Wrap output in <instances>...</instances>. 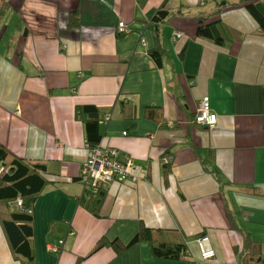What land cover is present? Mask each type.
<instances>
[{
  "label": "crops",
  "instance_id": "0c3cea01",
  "mask_svg": "<svg viewBox=\"0 0 264 264\" xmlns=\"http://www.w3.org/2000/svg\"><path fill=\"white\" fill-rule=\"evenodd\" d=\"M4 3L0 144L44 164L50 182L33 207L34 264H240L247 236L264 242V33L244 5L213 17L211 0ZM162 6L170 14L154 25ZM200 19L220 20L229 44L198 38ZM204 96L217 118L210 130L194 122ZM84 105L100 114L97 146L148 163L143 180L114 179L97 200L81 180L89 147L75 109ZM148 108L162 124L145 119ZM140 225L184 239L192 263L156 259L148 242L118 254L111 242L127 245ZM201 234L215 249L204 262ZM0 264H23L1 225Z\"/></svg>",
  "mask_w": 264,
  "mask_h": 264
},
{
  "label": "trees",
  "instance_id": "16d2710c",
  "mask_svg": "<svg viewBox=\"0 0 264 264\" xmlns=\"http://www.w3.org/2000/svg\"><path fill=\"white\" fill-rule=\"evenodd\" d=\"M4 1L1 0L3 7L6 5ZM211 2L215 9V13L210 15L213 17L220 14L221 9L226 6L244 5L260 31L264 33V0H211ZM169 14V7L162 6L152 17L153 24H159ZM69 22L73 26L79 24L77 11L70 14ZM224 30L220 20L206 23L205 19H200L196 28V36L218 46H226L229 43L224 40ZM118 34L125 33L118 32ZM149 54L156 65L160 66L162 50L154 48ZM75 113L76 117L82 120L87 145H98L96 143L97 121L100 118L98 109L93 105L77 106ZM144 117L162 124L159 109H146ZM171 165L172 157L171 162L164 166ZM45 175L46 166L44 164L19 158L0 144V225L12 254L23 264H34L35 262L34 251L30 243L34 235L33 207L38 196L50 184ZM98 193L99 191L94 194L96 200L102 199L104 195L102 191ZM101 199L98 200V203ZM18 201L21 202V207L17 206ZM141 242L150 243L152 256L156 259L192 263L184 239H172L164 231L146 228L144 225H140V229L127 245L118 241L111 242V245L120 254L128 247ZM240 264H264V242L254 241L247 236Z\"/></svg>",
  "mask_w": 264,
  "mask_h": 264
},
{
  "label": "built area",
  "instance_id": "2783aa9c",
  "mask_svg": "<svg viewBox=\"0 0 264 264\" xmlns=\"http://www.w3.org/2000/svg\"><path fill=\"white\" fill-rule=\"evenodd\" d=\"M118 32L123 33L127 31L126 24L119 22L117 26ZM179 33L173 34V40L179 37ZM109 120V116L105 117V121ZM194 122L196 125L202 128L213 129L217 125V118L211 113L210 99L204 96L201 100L200 106L197 109ZM88 157L85 162V169L82 172L81 180L92 188L93 194L100 191L101 188L105 187L108 182L116 180H130L138 181L143 180L146 176L145 169L148 163L143 161H136L135 159L129 158L125 161L119 159V152L114 148H101L97 145L88 146ZM163 164H169L171 157L165 155L162 159ZM92 179V183H90ZM17 206L21 207L20 201L17 202ZM69 235H73V231H69ZM201 260L207 261L215 256V249L211 245L210 238L208 235L201 234L196 239ZM62 242L50 246V250L58 252Z\"/></svg>",
  "mask_w": 264,
  "mask_h": 264
},
{
  "label": "bare ground",
  "instance_id": "6f19581e",
  "mask_svg": "<svg viewBox=\"0 0 264 264\" xmlns=\"http://www.w3.org/2000/svg\"><path fill=\"white\" fill-rule=\"evenodd\" d=\"M201 100H202V99H201ZM201 100H200V102H199V104H198V108H199V106H200ZM198 108H197V109H198ZM204 129H209V128H204ZM209 130H210V129H209Z\"/></svg>",
  "mask_w": 264,
  "mask_h": 264
},
{
  "label": "rangeland",
  "instance_id": "374dc122",
  "mask_svg": "<svg viewBox=\"0 0 264 264\" xmlns=\"http://www.w3.org/2000/svg\"><path fill=\"white\" fill-rule=\"evenodd\" d=\"M126 29H127V27H126ZM128 31V30H127ZM127 31H125L124 33L126 34V33H128Z\"/></svg>",
  "mask_w": 264,
  "mask_h": 264
}]
</instances>
